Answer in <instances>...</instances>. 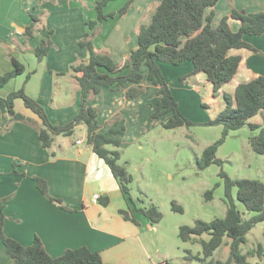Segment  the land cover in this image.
I'll list each match as a JSON object with an SVG mask.
<instances>
[{
	"label": "crops",
	"instance_id": "0c3cea01",
	"mask_svg": "<svg viewBox=\"0 0 264 264\" xmlns=\"http://www.w3.org/2000/svg\"><path fill=\"white\" fill-rule=\"evenodd\" d=\"M96 1H90L92 8L89 14L85 0H0V75L13 68L12 56L26 67V71L11 79L0 94L5 97L21 88L27 74L31 73L25 87L27 94L45 107L51 122L64 124L71 121L79 112L81 101V91L71 65L89 57L80 40L87 31L90 32L86 22L97 19V12L92 11ZM117 1H111L105 11L111 12L110 5ZM160 1L133 0L124 16L98 23L100 33L94 38L96 48L100 51L108 49L118 63L126 61L131 50L138 45L136 35L143 14L150 5ZM233 8L248 12L264 11V0H219L214 7V25L229 15ZM209 11L207 9L206 12ZM32 14L38 17V21L34 37L30 38L24 32L33 21ZM232 21V29L237 31L240 22ZM51 29L54 31L51 36L54 46L39 61L34 49L47 39ZM250 37L253 36L246 37L249 42L252 40ZM252 44L259 51H237L244 55L245 60L234 80H237L236 85L261 74L253 72L249 77L238 80L243 66L244 70L251 72L262 70L254 59L264 53V34L257 36ZM77 51L82 54L80 60ZM247 52H250V58ZM184 64V67H179L181 72L185 68L191 73L193 64ZM142 71L146 73L147 67L143 66ZM142 86V94L127 96V90ZM157 90L147 78L140 83L128 82L126 88L116 91L103 86L98 94L88 98L87 104L98 110L97 119L102 132L109 130L117 115L125 118L126 132L122 135V148L125 149L130 143L138 142L153 122L164 119L152 118ZM15 109L36 123H42L21 98L16 99ZM9 121L7 108L0 105V198L5 199L4 231L8 236L24 245L32 244L39 236L53 257L63 254L68 248L87 246L92 251H99L107 263L162 264L165 260L170 264L164 253H157L162 259L154 258L152 246L142 237L144 231H158L159 223L154 226L138 211L140 206L131 200L130 196L134 199L132 194L123 191L109 165L87 143L85 124L76 127L81 131L80 135H56L52 146L46 148L35 127L15 121L6 129ZM77 139L82 143L77 144ZM30 176L45 178L50 193L74 211L50 202ZM94 194L100 197L94 200ZM105 199H108L106 204ZM120 210H127L135 221L127 220ZM10 262L6 246L0 240V264Z\"/></svg>",
	"mask_w": 264,
	"mask_h": 264
},
{
	"label": "trees",
	"instance_id": "16d2710c",
	"mask_svg": "<svg viewBox=\"0 0 264 264\" xmlns=\"http://www.w3.org/2000/svg\"><path fill=\"white\" fill-rule=\"evenodd\" d=\"M113 0H97L95 9L97 19L88 20L86 24L90 28L80 45L89 52L86 61H80L71 65L75 72L81 91L80 110L76 116L64 124L51 122L45 107L26 92V84L31 77L28 73L21 88L11 91L7 96L0 94V105L7 108L11 123L22 121L35 127L42 144L50 148L56 135L71 136L80 124L87 127V143L93 151L103 158L109 165L114 176L119 180L123 191L131 195L129 184L133 181V175L125 165L118 163L121 152L118 149H110L107 146L121 147L122 135L126 132L125 118L117 115L106 132L99 130L98 110L87 104L90 96L98 94L103 86L112 90L126 88L128 82L140 83L145 78L152 81L158 87L156 109L152 114L154 120L164 117L162 122L166 128H174L189 125L191 121L182 113L179 103L169 87L161 63L181 65L186 61L192 62L195 74H205L212 84L215 96L222 88L234 81L245 60L239 50L259 49L249 42L247 36H260L264 34V11L248 12L233 8L229 15L221 18L214 25V7L219 0H161L148 23H140L138 30V45L131 50L129 58L118 63L107 51L96 48L94 38L100 33L98 23H102L115 16H124L131 8L133 0L126 3L117 11L106 12L105 7ZM207 9H210L207 13ZM33 21L26 27L24 34L34 37L35 25L38 17L32 14ZM240 21L237 31L232 29L231 21ZM46 40L38 45L34 52L39 61H42L54 42L51 39L53 30H49ZM13 68L0 75V90L11 79L26 71L24 63L12 56ZM143 66L147 72L142 71ZM129 69L128 72L126 70ZM144 92V87L131 88L126 91L127 96H138ZM21 98L27 108L31 109L41 119L38 124L30 117H26L15 109L16 99ZM226 106L209 124H223L225 129L223 137L216 143L208 145L201 156L199 166L205 168L212 163H220L216 153L218 145L232 129L249 126L259 132L250 138V143L255 152L264 154V118L256 120V116L264 112V73L252 76L249 79L237 83L234 93L223 94ZM14 172L18 173L16 170ZM27 175L26 173H22ZM225 179V202L227 205L224 217H217L211 221L197 219L193 225H181L179 236L183 241H199L203 248L202 264H252L249 256L241 250V244L247 241L248 232L259 222L264 221V182L252 178H231L221 171ZM36 181L40 192L54 204L65 210L74 211L63 204L60 198L53 196L49 190L48 181L40 176H30ZM237 189L236 197L248 210L257 214L249 219H244L238 209L233 194ZM212 190L206 192L207 199H211ZM131 200L137 204V201ZM108 199L104 200L106 204ZM173 208L183 211V208L173 201ZM138 211L144 214L152 224H158L163 213L156 204L150 206L141 205ZM127 220L135 221L127 210H120ZM6 214L5 199L0 198V240L6 246V251L11 258L8 264H112L103 260L99 251H92L87 246L68 248L59 256L53 257L46 249L44 242L36 236L30 245H24L18 240L8 236L4 231ZM208 235L205 239L203 235ZM228 236L230 241V255L227 260H207L214 251L224 242ZM249 254L264 257V247L259 243L256 249ZM199 257L189 250L188 258ZM264 264V262H263Z\"/></svg>",
	"mask_w": 264,
	"mask_h": 264
},
{
	"label": "rangeland",
	"instance_id": "374dc122",
	"mask_svg": "<svg viewBox=\"0 0 264 264\" xmlns=\"http://www.w3.org/2000/svg\"><path fill=\"white\" fill-rule=\"evenodd\" d=\"M85 1L89 5L86 11L90 14L91 0ZM119 1L111 4L109 10H118L121 7L119 4L123 3V6L126 2ZM156 6L157 4H152L146 9L143 23L150 22V16ZM92 11L96 12L95 7ZM235 22L239 24L240 21H232ZM250 38L251 43H254L257 36ZM102 51L110 53L108 49ZM247 57L250 58V52H247ZM77 58L78 60L82 58L80 51H77ZM254 60L260 63L262 70L251 72L244 70L243 66L238 80L249 77L254 74L253 72L264 73V53ZM184 65H192V62L186 61ZM179 67L184 66L161 63L165 79L182 113L191 124L166 128L162 124L164 119H161L153 122V126L148 127L138 142L130 143L127 148L112 145L107 147L121 152L118 163L125 165L133 175L129 187L137 205L156 204L163 213L160 226H157L158 231L147 230L142 234L144 240L152 246L154 258L162 259L157 255L161 252L168 257L170 264H202L205 260L201 243L183 241L179 236L180 226L193 225L197 219L211 221L217 217H224L227 209L226 188L221 171L231 178H252L264 182V154L255 152L250 143V138L259 130H252L246 125L230 130L223 142L218 145L216 156L220 163L215 162L208 167L200 168L199 163L204 149L218 142L223 137L225 129L223 124L209 122L225 108L223 94L225 92L233 94L237 80L228 83L215 96L212 84L205 74L192 75L188 70L185 71V68L181 72ZM263 118L264 112H261L255 119L262 121ZM80 133V130L75 129L73 135ZM208 190L213 191L211 199H207ZM236 193L237 189L234 188L235 203L242 217L249 219L256 215V211L248 210L237 199ZM173 201L180 205L183 211L174 209ZM203 237L207 239L208 235L205 234ZM230 241L231 239L225 236L222 245L207 260H227L230 255ZM259 243L264 247V221L257 223L248 232L247 241L241 244L242 252L248 254L252 264L264 262V257L249 254ZM189 250L199 257L189 259Z\"/></svg>",
	"mask_w": 264,
	"mask_h": 264
},
{
	"label": "built area",
	"instance_id": "2783aa9c",
	"mask_svg": "<svg viewBox=\"0 0 264 264\" xmlns=\"http://www.w3.org/2000/svg\"><path fill=\"white\" fill-rule=\"evenodd\" d=\"M76 143H77V144H81V143H82V140H81V139H77V140H76ZM99 197H100L99 194H94L93 199L96 200V199H98ZM162 264H169V263H168L167 261L164 260V261L162 262Z\"/></svg>",
	"mask_w": 264,
	"mask_h": 264
}]
</instances>
